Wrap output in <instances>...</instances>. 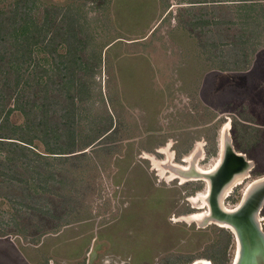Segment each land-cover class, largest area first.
Wrapping results in <instances>:
<instances>
[{"label":"rangeland","instance_id":"rangeland-1","mask_svg":"<svg viewBox=\"0 0 264 264\" xmlns=\"http://www.w3.org/2000/svg\"><path fill=\"white\" fill-rule=\"evenodd\" d=\"M187 1H35L32 14L54 38L35 53L42 72L37 104L51 93L73 114L74 151L49 154L44 140L7 139L38 155L24 151L30 170L6 159L13 146L9 155L0 153V264H188L197 258L229 264L227 228L169 221L191 213L185 197L206 187L202 179H172L167 166L192 159L212 168L226 136L230 150L255 160L253 171L264 169V129L254 125L264 123V41L244 46L247 74L223 70L232 68L224 61L233 58L234 21L246 9L229 0L216 8ZM9 3L0 0V9ZM199 19L227 24L190 29ZM68 22L80 40L81 69L71 76L80 79L76 91L54 85L62 74L57 54L65 51L56 33ZM244 87L246 96L229 103L201 99L205 92L242 95ZM27 91L30 101L35 90ZM65 92L81 99L70 101ZM11 103L4 99L3 111ZM25 119L18 110L8 116L10 125ZM56 144L66 142L59 137ZM184 156L187 163L180 162ZM238 190L227 205L237 201Z\"/></svg>","mask_w":264,"mask_h":264},{"label":"trees","instance_id":"trees-1","mask_svg":"<svg viewBox=\"0 0 264 264\" xmlns=\"http://www.w3.org/2000/svg\"><path fill=\"white\" fill-rule=\"evenodd\" d=\"M36 0H10L8 9H0V153L7 152L10 146L14 156L7 160L19 161L26 165L30 170L34 169L29 161L25 160L24 151L38 155L27 146L15 144L16 142L7 141V139H16L25 144L32 145L34 139L44 140L46 142L45 150L49 154H65L71 153L73 141V114L68 113L64 107L57 106V100L53 98V94L44 92L42 95L41 105L37 104L40 91L42 72L39 71V61L35 53L41 47L49 46L53 42V35L49 34L48 27L45 22H38L32 14ZM224 1L228 0H188L192 6L211 5L216 8L225 5ZM237 2V10L244 7L246 12L238 13L236 23L238 34L233 39L232 45L234 49L231 60L224 62L229 63L232 68L223 70H240L244 71L248 68L249 63L243 64L244 46L252 44L253 46L264 41V0H229ZM203 4V5H194ZM240 8V9H239ZM252 12V13H250ZM233 23V22H232ZM69 24V25H68ZM70 22L56 35L60 38L58 41L64 46V52L57 54L59 58V68L57 73L62 72L58 83L54 84L58 89L63 88V84H67L66 91L69 88L78 89L80 79L71 76L73 71L80 70L81 60L78 56L80 40L74 29L70 27ZM209 24L226 25L222 19L207 20L199 19L189 22L190 29L192 27L205 26ZM256 36V34H260ZM238 43V44H237ZM212 46L218 44L210 43ZM264 47V45H262ZM48 83H51L49 81ZM46 86V84H45ZM34 88V93L27 99L28 89ZM68 99L80 100V96L70 94ZM29 97V96H28ZM12 100L11 107H7L5 111L4 99ZM33 99V100H32ZM26 102V104H25ZM72 103V102H71ZM18 110L26 119L22 125H10L8 116L11 111ZM56 112L59 113L58 120H54ZM59 118L61 120H59ZM60 121V122H59ZM64 138L65 146L56 144V139ZM51 142V144L48 143ZM5 146L6 148H2ZM67 157V156H52ZM213 263H215L214 259Z\"/></svg>","mask_w":264,"mask_h":264},{"label":"flooded vegetation","instance_id":"flooded-vegetation-1","mask_svg":"<svg viewBox=\"0 0 264 264\" xmlns=\"http://www.w3.org/2000/svg\"><path fill=\"white\" fill-rule=\"evenodd\" d=\"M230 151L235 153L234 150H230V147L226 143L224 154L225 157L229 156V159H231V168L226 175H220V170L218 171V168L221 165V163H218L219 159L215 162L217 167L214 171H217L216 173H214V171L203 173L201 170L197 169L200 167L194 166L193 163L188 166H184V164L179 165L172 163L173 167H171V170L173 169L172 172L174 171L172 179L179 176L181 183L195 178L202 179L205 182L206 188L202 191H198L194 196L189 198L185 197L187 203L189 201L192 204V206L191 204L189 206V212L191 213L187 214L186 212L188 210H184L182 213L184 215H177L176 218L171 217L169 218V221L181 220L187 223L197 222L199 225L211 222L216 226L218 225L220 228H227L233 239L234 252L229 264H264V232L261 227V223H264V215L261 216L262 214L260 213L264 205V169L257 172L253 171L255 166L254 159L246 157V154H240L238 158H235ZM186 156H184L183 160L181 158L180 162L187 163L188 161L186 160ZM223 157L220 162H222ZM202 174H212L211 186H209V180L207 178L204 179L201 176ZM236 188H239L237 191L239 193L237 201L227 205L228 197L234 189L236 190ZM199 194L207 196L205 201L201 198H197L195 201H192V198H196ZM207 201L211 205V214L215 216V218L213 216H209ZM194 208L197 210H203L197 211ZM219 210H224L225 212H237L234 215L235 223L247 232V238L245 241L241 240L239 244L234 229L227 223L226 220H222L217 216V212ZM203 261L210 264L207 259L203 258L194 259L188 264H204Z\"/></svg>","mask_w":264,"mask_h":264},{"label":"water","instance_id":"water-1","mask_svg":"<svg viewBox=\"0 0 264 264\" xmlns=\"http://www.w3.org/2000/svg\"><path fill=\"white\" fill-rule=\"evenodd\" d=\"M230 152L232 153V151H230ZM232 155H233V157L238 158L240 154L232 153ZM230 161H231V159H229V156L225 157V154H224L223 162H222L221 167L219 169L220 175L221 174L226 175L230 171V168H231ZM204 176H206L209 180H211V178H212V174H204ZM207 205H208V208H209L210 214H211V211H212L211 205L209 203ZM236 213L237 212L234 213V212H225L224 210H219L217 212V216L219 218H221L222 220H226L227 223L234 229V231L236 233L235 235L237 236L238 242L240 244L241 240L245 241V239L247 238V232H245L241 226H239L238 224L235 223L234 215Z\"/></svg>","mask_w":264,"mask_h":264},{"label":"crops","instance_id":"crops-1","mask_svg":"<svg viewBox=\"0 0 264 264\" xmlns=\"http://www.w3.org/2000/svg\"><path fill=\"white\" fill-rule=\"evenodd\" d=\"M255 65H259V67L262 69V65L261 64H258V63H256ZM255 67V66H254ZM251 69V65H250V67L247 69V70H245V71H240V73L242 74V75H245V74H247V71L248 70H250ZM202 88V87H201ZM245 88V87H244ZM247 88H245V89H242V95H236L235 93H234V91H232L231 92V90H226V92H224V93H214V92H212L211 94H208L207 92H205L204 93V95H203V97L201 96V99H202V101L204 102V103H206V105L208 104V105H211L212 104V101L213 102H219V103H223V102H227V103H229V102H231L232 100H233V98H235V97H243V96H246V94H244V91L246 90ZM200 90H202V89H200ZM229 92H231V93H229ZM237 92H238V90H237ZM254 125H256L255 127L256 128H260V129H264V123L263 124H260V123H258V124H254ZM264 131V130H263ZM235 153H237V154H242V155H245V153H242V152H240V151H234Z\"/></svg>","mask_w":264,"mask_h":264},{"label":"bare ground","instance_id":"bare-ground-1","mask_svg":"<svg viewBox=\"0 0 264 264\" xmlns=\"http://www.w3.org/2000/svg\"><path fill=\"white\" fill-rule=\"evenodd\" d=\"M225 130H226V128H225ZM224 133H225V131H224ZM224 135H226V134H224ZM224 140H225V143H226V136H225V138H223L222 139V151H221V158L219 159V162L218 163H221L222 164V162H223V160H222V162H220L221 161V159H222V156H223V153H224V148H225V143H224ZM166 152V151H165ZM224 158V157H223ZM190 162H191V164L190 165H192V159H188ZM168 164V163H167ZM172 165V164H171ZM194 165V164H193ZM169 169H171V167H173V166H167ZM217 167V165H215V166H213V168H210L209 170H203V169H201V168H197L198 170H201V172H203V173H205V172H211V171H214L215 170V168ZM220 167H221V165L219 166V168H218V171H219V169H220ZM179 168V167H178ZM192 168H193V166H192ZM173 170V169H172ZM182 170V169H181ZM174 172V171H173ZM172 172V174H174ZM217 171H214V173H216ZM214 173H212V174H214ZM200 176V175H199ZM204 179L205 178H207L206 176H204V174H202L201 175ZM208 179V178H207ZM264 179V178H263ZM209 180V179H208ZM261 180V179H260ZM209 186H211V180H209ZM228 192V191H227ZM206 197L207 196H205V195H203V194H199L196 198H192V201H195L197 198H201L203 201H205V199H206ZM207 204H208V201H207ZM208 206V205H207ZM208 212H209V216H213L212 214H210V210H208ZM208 214V213H207ZM199 215V214H198ZM202 215V214H201ZM195 216V215H194ZM214 218H215V216H213ZM186 218V217H185ZM190 218V217H189ZM207 218V217H206ZM199 221V220H198ZM204 262V261H203ZM200 263V262H199ZM204 264H208L207 262H204Z\"/></svg>","mask_w":264,"mask_h":264}]
</instances>
